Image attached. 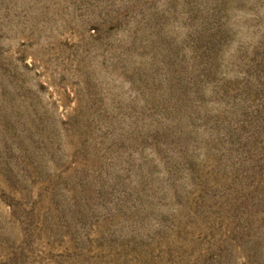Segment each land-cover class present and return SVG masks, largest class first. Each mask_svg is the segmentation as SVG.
Listing matches in <instances>:
<instances>
[{
  "label": "rangeland",
  "instance_id": "1",
  "mask_svg": "<svg viewBox=\"0 0 264 264\" xmlns=\"http://www.w3.org/2000/svg\"><path fill=\"white\" fill-rule=\"evenodd\" d=\"M0 264H264V0H0Z\"/></svg>",
  "mask_w": 264,
  "mask_h": 264
}]
</instances>
